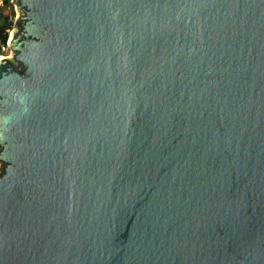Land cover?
<instances>
[{
    "label": "water",
    "instance_id": "obj_1",
    "mask_svg": "<svg viewBox=\"0 0 264 264\" xmlns=\"http://www.w3.org/2000/svg\"><path fill=\"white\" fill-rule=\"evenodd\" d=\"M14 2L0 264H264V0Z\"/></svg>",
    "mask_w": 264,
    "mask_h": 264
},
{
    "label": "built area",
    "instance_id": "obj_2",
    "mask_svg": "<svg viewBox=\"0 0 264 264\" xmlns=\"http://www.w3.org/2000/svg\"><path fill=\"white\" fill-rule=\"evenodd\" d=\"M1 16L7 18L11 27H13V24L17 19V7L14 0H0V17Z\"/></svg>",
    "mask_w": 264,
    "mask_h": 264
},
{
    "label": "trees",
    "instance_id": "obj_3",
    "mask_svg": "<svg viewBox=\"0 0 264 264\" xmlns=\"http://www.w3.org/2000/svg\"><path fill=\"white\" fill-rule=\"evenodd\" d=\"M7 20V18H5ZM12 29L9 26H0V57L4 55L8 46L9 36Z\"/></svg>",
    "mask_w": 264,
    "mask_h": 264
},
{
    "label": "rangeland",
    "instance_id": "obj_4",
    "mask_svg": "<svg viewBox=\"0 0 264 264\" xmlns=\"http://www.w3.org/2000/svg\"><path fill=\"white\" fill-rule=\"evenodd\" d=\"M6 11H8V10H6ZM5 25L9 26L12 29L11 24H10V22L8 20H6L5 18L4 19H0V26H5ZM11 33H12V31H11ZM10 37H11V34H10L9 38ZM8 42H9V40H8ZM10 56H11V51H10L9 47L7 46L4 55H2L0 58H8Z\"/></svg>",
    "mask_w": 264,
    "mask_h": 264
},
{
    "label": "bare ground",
    "instance_id": "obj_5",
    "mask_svg": "<svg viewBox=\"0 0 264 264\" xmlns=\"http://www.w3.org/2000/svg\"><path fill=\"white\" fill-rule=\"evenodd\" d=\"M12 35V34H11ZM2 58H0V60H1Z\"/></svg>",
    "mask_w": 264,
    "mask_h": 264
}]
</instances>
